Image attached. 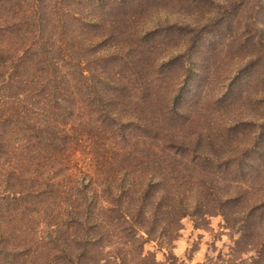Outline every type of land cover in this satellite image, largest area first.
I'll return each mask as SVG.
<instances>
[{"label":"trees","instance_id":"obj_1","mask_svg":"<svg viewBox=\"0 0 264 264\" xmlns=\"http://www.w3.org/2000/svg\"><path fill=\"white\" fill-rule=\"evenodd\" d=\"M249 26L264 31V0H0V264H189L171 251L181 218L217 213L237 225L207 264H264V225L245 222L264 213V156L215 147L264 127L232 110L264 83ZM220 35L245 86L219 85L213 132L205 75L184 90Z\"/></svg>","mask_w":264,"mask_h":264},{"label":"rangeland","instance_id":"obj_2","mask_svg":"<svg viewBox=\"0 0 264 264\" xmlns=\"http://www.w3.org/2000/svg\"><path fill=\"white\" fill-rule=\"evenodd\" d=\"M186 16H183L181 13H178L177 17H174L173 14H168V20H172L173 18H188L189 12H184ZM261 18L259 14L257 15V19ZM255 27H259L256 25ZM245 33V39H248L249 44L253 45V52L259 48V43L264 42V31L260 32L254 28V26H249L243 29ZM246 31V32H245ZM202 37V36H201ZM221 35L218 37H213V50L203 52L202 55L206 54L204 57L208 61L215 59L218 61L217 64L209 63L207 69L203 71V69L198 68L192 72L189 80L187 81V86L189 92L184 90L186 98H188L189 94L191 95L193 87L197 83H203L202 76L205 75L204 85L207 86L203 88L201 91L202 95L205 93L207 99V112H203L202 115L211 118L212 130L213 132L222 130L223 127L216 123L217 120L230 117L231 112L223 111L222 114L216 106L211 103L213 102V97L215 96L217 91H220L219 85L226 86L229 88L227 93H233L237 90H241L242 87L245 86L243 77L244 72L242 70H237L239 67L237 66V44L235 42L229 43L227 46L221 44ZM199 43L202 41L201 38L198 39ZM226 41V40H225ZM204 46V45H203ZM218 47H228L224 48L222 51L217 53ZM214 56V57H212ZM216 63V62H215ZM264 77V75L262 76ZM264 84V83H263ZM261 80L247 88L250 91V102H243L242 95L244 92L240 93V98L236 99L235 104L232 110L238 112L239 114H243L244 117H249L250 119H264V98H260L261 89L263 87ZM258 86L257 89L254 87ZM204 87V86H203ZM223 88H221L222 90ZM187 93V94H186ZM207 93V94H206ZM204 98V97H203ZM202 98V99H203ZM239 100V101H238ZM254 125H250L249 129H254ZM261 132L259 138L255 140L254 144L251 145L252 140V130L248 131L244 134H238L240 139L231 141H220L218 143L216 141L215 147L223 150H232L234 155H242L241 149L243 147H247V152L245 153L244 162L247 161H255V157L264 156V127H260ZM215 129V130H213ZM256 129V128H255ZM245 131V130H244ZM256 131V130H255ZM225 153V152H224ZM261 156V157H262ZM231 157V158H233ZM254 159V160H253ZM264 166V165H263ZM264 169V167H262ZM181 227L178 230V235L173 239L171 245V251L176 255L178 259H182L184 262L189 264H198V263H211L220 261L221 258H225L228 253L229 245L232 243L233 233L230 229L226 228L224 225H237L236 219H230L227 223L224 221V218L221 214H213L209 215L206 219V222L203 224H194V222L187 216L182 217ZM245 222L248 225H264V213L262 215L257 214H248L245 218ZM144 249L152 250L155 257L157 259H162L163 249L157 248L153 241H147L143 244Z\"/></svg>","mask_w":264,"mask_h":264}]
</instances>
